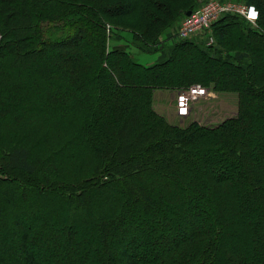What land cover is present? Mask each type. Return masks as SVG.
Instances as JSON below:
<instances>
[{"label": "trees", "instance_id": "obj_1", "mask_svg": "<svg viewBox=\"0 0 264 264\" xmlns=\"http://www.w3.org/2000/svg\"><path fill=\"white\" fill-rule=\"evenodd\" d=\"M233 1L255 6L257 29L227 14L209 44L177 36L198 0H0V226L61 201L11 223L17 264H74L80 241L76 264H264V0ZM130 48L160 55L146 66ZM195 84L236 97L237 117L156 111V91ZM51 221L68 223L51 236Z\"/></svg>", "mask_w": 264, "mask_h": 264}, {"label": "rangeland", "instance_id": "obj_2", "mask_svg": "<svg viewBox=\"0 0 264 264\" xmlns=\"http://www.w3.org/2000/svg\"><path fill=\"white\" fill-rule=\"evenodd\" d=\"M200 3V6L202 7L204 4H206L209 0H198ZM229 1V0H227ZM233 1V0H232ZM234 2V1H233ZM238 3V2H234ZM239 4V3H238ZM183 18V17H182ZM182 20V19H181ZM251 29L255 30L257 29V25H251ZM173 28L169 30L171 33ZM127 35L126 37H129V34L124 33ZM168 36V32L164 35L161 34L158 40L161 42H166ZM116 42L113 40V38L109 42V46L113 47ZM131 55L133 56V60L135 62H138L142 65H152L155 62H157L159 58L158 54H146L136 48H130L129 49ZM186 87H181L174 90H158L155 93L154 99V106L156 111L161 115H165L171 123L178 121L182 122L183 124L190 125L191 123H197L201 126H217L223 123L226 120L233 119L237 117V98L232 95H224L219 94L218 92H214L212 87H208L210 92L209 96L206 98L198 99L193 101L190 104L191 112L190 115L186 118H181L178 116V108H177V100L178 95L185 89ZM57 197V196H56ZM103 198H98V201H103ZM61 204L60 199L53 197H48L47 200L44 201V203H40V201L33 202L32 200H29V203L22 206L18 209H13L12 212H7L5 214L6 216V222L3 223V225L0 226V231H2V227L6 231V235H8V239H5L0 241V258L5 259V264H17L16 260V253H17V244L19 241V234H17L13 230V221H17L16 219L20 218V224L25 229L30 227L32 224L36 223L37 221H46V217L48 220V217L50 216L53 205L55 207L59 206ZM8 205L6 204H0L1 210L4 209L8 210L6 207ZM65 204L63 205V207ZM67 211V209H66ZM49 215V216H48ZM187 216H189L187 214ZM19 217V218H18ZM6 223L5 227L4 224ZM68 223V222H67ZM61 223H54L53 221L48 223V226L50 227L48 235H56L57 231H60L61 228L65 227ZM70 226L74 227L77 231L87 233L90 231L91 227L88 225H85L84 223L79 224H70ZM177 229H180L177 227ZM96 234V233H95ZM60 239L63 241L62 235L59 234ZM183 227L181 226V234L176 237V239H181L183 237ZM16 237L15 239H13ZM171 239V240H170ZM169 241L171 242L173 239L170 238ZM42 246L32 248V252L36 255L38 253H41L44 251V248L48 245L47 241H43ZM87 244L84 243V246ZM83 242L80 241V244H76L77 253L73 255V261L74 264L77 263L78 259H80L83 255ZM115 253L116 255L121 253L125 246L122 243H116L115 244ZM82 249V251H81ZM58 259H61L60 256H58ZM62 264H66L63 262ZM119 264V263H118Z\"/></svg>", "mask_w": 264, "mask_h": 264}, {"label": "built area", "instance_id": "obj_3", "mask_svg": "<svg viewBox=\"0 0 264 264\" xmlns=\"http://www.w3.org/2000/svg\"><path fill=\"white\" fill-rule=\"evenodd\" d=\"M227 14L239 15L252 25H256L259 19V12L255 6L227 0H209L182 20L177 30V36L181 40L207 38L208 43L213 44L214 38L211 37V28L213 24ZM209 92L210 90L201 84L191 85L184 89L178 95V116L181 118L188 117L192 108H190V104L195 100L206 98L209 96Z\"/></svg>", "mask_w": 264, "mask_h": 264}, {"label": "water", "instance_id": "obj_4", "mask_svg": "<svg viewBox=\"0 0 264 264\" xmlns=\"http://www.w3.org/2000/svg\"><path fill=\"white\" fill-rule=\"evenodd\" d=\"M191 15V12L187 13V16H190Z\"/></svg>", "mask_w": 264, "mask_h": 264}]
</instances>
